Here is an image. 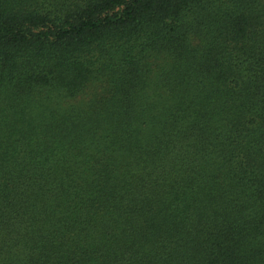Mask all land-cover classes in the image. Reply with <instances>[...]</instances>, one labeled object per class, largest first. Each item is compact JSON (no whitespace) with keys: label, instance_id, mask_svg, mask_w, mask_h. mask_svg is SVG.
<instances>
[{"label":"trees","instance_id":"1","mask_svg":"<svg viewBox=\"0 0 264 264\" xmlns=\"http://www.w3.org/2000/svg\"><path fill=\"white\" fill-rule=\"evenodd\" d=\"M0 264H264V0H0Z\"/></svg>","mask_w":264,"mask_h":264}]
</instances>
